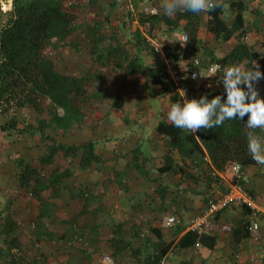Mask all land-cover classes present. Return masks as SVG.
Masks as SVG:
<instances>
[{
  "label": "rangeland",
  "instance_id": "1",
  "mask_svg": "<svg viewBox=\"0 0 264 264\" xmlns=\"http://www.w3.org/2000/svg\"><path fill=\"white\" fill-rule=\"evenodd\" d=\"M60 1L67 7L72 4L82 6L87 0ZM223 1L228 3V6L220 13L221 17L219 16L215 22L213 31L207 28V15L205 14L207 12L200 13V24L197 32L198 43L195 46L197 54L203 59V64H206L217 62L215 60L222 58L232 48H235L243 53L244 60L247 61L249 59L247 51L249 46L259 44L263 51L259 70L264 73V1L239 0L242 3L241 9L229 7V4L237 2L236 0ZM95 2L97 4L92 5L87 10L80 8L74 11L80 20L86 23L87 21L89 23L103 22L98 24V28L95 30L98 35L96 39L81 38L88 34L79 36L77 40L80 43V48L78 50L70 47L59 48L52 43H47L43 53L47 58L54 61L58 71L76 76L84 75L87 80L88 92L90 94L97 92L101 97V103L86 108L87 117L74 124L71 130L70 128H57L50 121L47 102L43 100V108L40 110L25 106L14 109L11 113L1 117V122L13 118L19 129L27 128L22 132H17L14 129L0 130V227L4 225L5 221L13 223L14 231L11 235L17 238L20 246L18 252L27 259L34 260L36 264H144L147 257L156 252L162 243V240L152 239L151 229L161 225L172 215L179 219L180 223L170 225L169 228L176 231L180 228H190L197 231L199 239L208 243L210 239L208 232L212 218L202 224H197L198 219L207 210L208 201L224 193L230 184L224 177H221L217 182L210 183L209 186H204L203 180L196 183L193 181L190 183L182 182L179 178H172L169 174H161L155 164L153 166L152 164L137 166L133 163L132 168L124 167L121 171L115 168L109 170L104 167V162L99 161L96 163L95 170L105 173L102 188L98 187L94 180L88 185L80 184L78 186L80 192L88 195L53 197L45 194L42 200H38L36 197H32L25 188L20 187L18 176L21 163L43 166V170H48L51 165H59V162L64 164V160L58 154L49 165H40L38 160L46 154L51 144H79V142L74 141L73 131L75 130L77 135L82 134L86 130L85 124L87 123L89 124L87 129H95L99 117L98 113L106 115L112 113L114 97L123 95L131 101L140 98L145 103L148 102V105L150 102L153 104L163 102V106H165L164 115H167L170 110L171 104L165 100L164 92L159 87L149 83L143 86L145 85L144 77H126L113 64L96 60V54L102 52L101 48L109 44L107 36L110 32L119 33L122 31L124 39H128V42L125 43L132 44V32L138 29L139 23H134L133 31L121 28L122 19L116 26L110 25L113 13L109 5L116 6L117 2L120 3L121 0H96ZM98 3L101 5L99 9H97ZM154 6L155 3L147 2L142 9L143 11H150ZM98 10L99 16H95ZM157 10L158 15L164 11V9L159 8ZM239 10L246 21V28L236 34L234 33L231 42H226L225 33L220 28L226 21L233 19L234 14ZM122 11L116 15L118 19L126 16L127 20L125 21L127 22L135 20L138 13L136 8ZM141 13L139 12V14ZM145 13L151 14L150 12ZM7 17V14L0 15V26L3 25ZM169 17L173 19L175 14ZM253 21L255 22L253 23ZM184 23V21H179L177 26L184 25ZM93 30L94 27L90 33ZM161 30L169 33L174 28L172 26L166 27L162 22L161 24L157 22L156 29L150 34L152 37L140 42L143 47L141 48H145V61L149 59L151 65L154 56H159L162 60V46L165 41L161 40L164 36V34L160 36ZM104 38L105 40H103ZM96 40L99 41L95 42ZM175 44L178 42H173L171 45ZM216 48L221 49L216 51ZM191 60L192 57L182 60L176 66L180 78L177 84L186 94L192 93L200 85V83L190 81L186 76ZM223 70L224 67L218 71L219 75H216L211 82V90L223 89V84L220 82ZM135 81L138 84H135ZM141 86L143 89H148L142 91V88L139 89ZM255 87L259 96L264 98V79L257 81ZM143 108L147 110L146 104L143 105ZM168 154L170 155V153ZM173 158L179 160V157ZM160 163L162 162L160 161ZM134 170L137 176L133 174ZM192 173L194 174L196 171L192 170ZM238 176L242 180L240 185L246 191L257 193L264 190V165L256 162L254 166L242 168ZM172 193L173 195H180L178 203L181 208H184L183 211L178 210L168 214L166 208L165 210H158L154 200H150L151 195H171ZM110 195L117 196L111 197ZM186 195L192 196L186 197ZM142 198L145 199L142 200ZM126 200L134 201L133 210L125 212L121 207ZM186 202L190 206L188 209H186ZM141 204L151 206L152 209L137 210ZM260 218L259 240H264V217L261 216ZM249 221V217H247L244 228L245 236L250 233ZM235 228V225L230 227V229ZM78 237L88 241L89 246L82 248L83 245L77 240ZM2 239L3 235L0 234V264H5L9 260V251L6 250ZM105 255L111 257V262H106Z\"/></svg>",
  "mask_w": 264,
  "mask_h": 264
},
{
  "label": "trees",
  "instance_id": "2",
  "mask_svg": "<svg viewBox=\"0 0 264 264\" xmlns=\"http://www.w3.org/2000/svg\"><path fill=\"white\" fill-rule=\"evenodd\" d=\"M96 0H87L82 6L72 4L64 6L60 0H14L13 9L0 26V130L14 129L17 132L25 131L19 129L17 122L12 118L1 122V117L11 113L14 109L31 106L40 110L43 108V101L47 102V110L50 121L57 128L68 129L74 124L81 122L86 115V108L94 107L101 103V97L96 92L90 94L86 87V77L82 74L73 75L60 72L56 69L53 60L47 58L43 49L47 43L56 47H70L78 50L80 43L78 37L88 34L86 40L96 39L98 24L103 22L89 23L81 21L75 9H88L97 4ZM242 3L232 2L230 6L241 9ZM100 7H97L99 9ZM223 3L220 6L207 12V28L213 31L215 22L222 12ZM98 10L95 16H99ZM138 23L143 31L150 35L156 29L157 22H163L167 26L175 27L179 21H184L183 29L188 40L174 46L164 45L162 52L164 57L176 68L177 64L189 59L196 53L198 43L197 32L200 24V14L188 11H177L175 17L161 14L152 15L141 13L138 15ZM92 27L94 30L91 32ZM123 27L132 30V23L125 22ZM244 27V18L239 10L233 18L229 27L222 25L220 30L225 33L226 41L232 35ZM135 41L144 42L140 29L132 32ZM114 31L111 38H114ZM108 37V36H107ZM103 38V37H100ZM105 40V38L103 39ZM101 40V41H103ZM109 40V37H108ZM96 40L95 42H98ZM125 44L110 42L101 48L102 52L96 54V60L102 63H111L118 69L125 70L124 76L145 78V85L158 86L162 92L168 95L169 103H182L183 100L176 92V87H171L173 81L170 79L166 64L159 56L152 58V66H145L137 54H130L124 47ZM249 59L244 60L243 53L232 48L225 56L217 59V63L225 68L230 65L243 63L251 67L255 62L258 68L262 61L263 51L261 45L253 44L248 48ZM94 52V50H92ZM126 61L125 65L124 62ZM177 68V73H178ZM135 84L136 83L135 81ZM141 86L139 89L142 91ZM207 94L209 98L215 95L225 96L222 90H211V83L204 82L188 93V99L199 98ZM43 100V101H42ZM123 97H114L113 106L120 109L123 106ZM247 116L242 120H226L221 126L212 129H200L196 133L186 132L177 128L171 123L160 122L156 131L168 138L170 150H175L181 156L182 165L176 163L170 155L164 156V163L158 168L160 173H171L179 175L182 181L199 180L204 181V186L217 182L221 177L226 178L231 184H242V180L232 171L233 165L237 164L242 168L256 165L248 151L247 134L249 129ZM264 140V130H254ZM81 148L85 151L86 160L93 159L92 143L86 141L81 147L65 144H51L46 154L39 158L40 165L51 164L53 158L61 153L63 156H73ZM21 170L18 176L20 187L25 188L32 197L42 200L45 194L59 197V191L63 186L65 174L60 172L58 166L43 170L30 163H21ZM192 170L196 173H192ZM62 185V186H61ZM248 195L258 204H264V190L260 192L246 191ZM248 214L249 209L244 206ZM218 213L214 215V219ZM8 221V219H7ZM12 222L8 221L0 227V234L3 235L2 242L9 251V260L5 264H36L34 260L27 259L20 254L17 238L12 234ZM199 238L197 231L188 230L178 240L177 246L181 249L192 246ZM170 244L159 248L156 252L147 257L144 264H161L162 257L168 251ZM1 250V249H0Z\"/></svg>",
  "mask_w": 264,
  "mask_h": 264
},
{
  "label": "crops",
  "instance_id": "3",
  "mask_svg": "<svg viewBox=\"0 0 264 264\" xmlns=\"http://www.w3.org/2000/svg\"><path fill=\"white\" fill-rule=\"evenodd\" d=\"M236 1L239 2V0ZM147 2L155 3L156 7L161 10L163 9L164 0H121L120 3L117 2L116 6L109 5L111 8V12L113 13L110 25L116 26V24L120 22L119 20L122 19L123 21L121 22L120 26L122 29H125L123 27V23L126 22L125 20H127V17L122 16L120 19H118L116 13L120 14V12H123L122 10L130 8H136L138 12L137 14H139V12H150L149 10L143 11L142 9ZM222 3L223 11V9L228 6V3H225L223 0ZM99 6L101 5L98 3V7ZM155 6L151 9H158ZM237 12L234 14V17ZM137 14L136 16L134 14L135 20L131 21L132 28H134L133 25L135 26L134 23L138 22ZM156 14L158 15V12ZM161 14L167 15L165 11H162ZM205 14L207 15V13ZM232 20L233 19L226 21L223 25L229 27ZM254 22L255 21H253V23ZM159 23L161 24V21ZM165 26L169 27L167 25ZM251 27L254 28L253 25H251ZM138 28L140 29L143 37H145L146 40L152 37L143 31L142 26L139 25ZM173 28L174 30L172 32L169 31V33L164 32V30L160 31V36L161 34H164L163 39L161 38V40L165 41L164 45L174 46L171 45L173 42H184V40L181 39V33L185 34L183 25H179ZM245 28L246 21L244 19V27L241 30L235 32V34L244 30ZM113 33L114 32H110L108 34L109 44L111 41H113V39L114 42L125 44L124 47L130 52V54H137L145 66H152L151 64H149V59L145 61V48L142 49L143 47L140 45V41L138 43L135 41L133 34V43L126 44L125 42H128V39H124L122 31H119V33L116 32L114 38H111V35H113ZM232 40L233 37H231L226 42H231ZM130 45H132V49L130 48ZM220 49L221 48H216V51H219ZM163 57L164 55L162 52V59ZM125 63L126 61L124 62V65ZM115 68L122 71L123 73L125 72L123 68ZM118 96L124 98L123 106L120 109H116L112 104L113 110L110 115L98 113L99 117L98 121L96 122L95 129H87L89 125L87 123L85 124L86 130H84L82 134L77 135L75 130L73 131L74 141L79 142V144H65L68 146L74 145L81 147L83 143L89 141L92 143V154L94 158L90 159V161L88 162L86 160L87 156L85 154V151L79 148L73 156L66 157L59 153L58 155L61 156V158L64 160V164L59 162V165L55 164L50 166V168L58 166L59 171L65 174L63 186L61 185L62 187L59 191L58 196L88 195L87 193L84 194V192H80L78 190V186L80 184L88 185V183L92 180L95 181L98 187L102 188L105 173L103 171L100 172L95 170L96 163L99 161L104 162V167L109 170L115 168L121 171L122 169H124V167L132 168L133 163L137 164V166H144L145 164H152L153 166L155 164L158 170V168L161 167L164 163V156L170 153V156L172 157H179V160H175V162L182 165L181 156H179L175 150H171V152L170 147L167 146L168 138L156 131V127L160 122L171 123V121L167 119V115H164L163 110H165V106H163V102H160V104H153L152 102H150L148 105V102L145 103L140 98L131 101L126 96ZM163 96H165V100H167V102L169 103L168 95L163 93ZM145 104L147 110L143 108V105ZM85 117L87 116L85 115ZM71 129L72 128L70 127V130ZM136 158L138 159L136 160ZM160 161L162 163H160ZM133 174L137 176L135 170L133 171ZM163 174H169V176H171L172 178L176 177L180 179L179 175H173L171 173ZM110 196L115 197L117 195ZM188 196L192 195H186V197ZM179 198L180 195H173V193L171 195L157 194L151 195L150 200H154L155 204L157 205L156 208L158 210H165L166 208L167 213L171 214V212L174 211L184 210V208H181V206H179ZM144 199L145 198H142V200ZM121 207L125 212L133 210L134 201L129 202L126 200V202L123 203ZM189 207V203L186 202V209H188ZM139 209L147 211L149 209H152V207L146 206V204H141L139 208H137V210ZM244 209V206L235 204L225 209L224 211L219 212L218 216L215 219H212V224L210 225L208 232L210 236L208 243L198 238V240L188 248H179L177 246V242L185 232L191 230L190 228H180L178 231H176L175 229L169 228L165 224V222L157 227L152 228L150 231L152 239L156 238V240H162L159 248H162L164 246L166 247L168 244H170L168 251L162 257L163 260L161 261V264H262L264 258V240H255L250 236V233L249 235L245 236L244 233L246 231L244 228L246 225V218L248 217V214ZM104 212L106 213L105 209ZM233 225H235L236 228L230 229V227H232ZM84 240L81 237H78V241L83 245L82 248H86L89 246L88 241Z\"/></svg>",
  "mask_w": 264,
  "mask_h": 264
},
{
  "label": "clouds",
  "instance_id": "4",
  "mask_svg": "<svg viewBox=\"0 0 264 264\" xmlns=\"http://www.w3.org/2000/svg\"><path fill=\"white\" fill-rule=\"evenodd\" d=\"M222 0H164L163 9L169 16L177 11H188L195 14L208 12L220 6ZM181 39L188 40L181 33ZM264 79L256 62L247 67L243 64L230 65L224 68L220 76L225 96L207 94L199 98L186 99L172 104L167 119L180 129L196 133L200 129H212L221 126L226 120H242L247 116V148L253 160L264 165V141L254 130H264V98L259 96L255 83Z\"/></svg>",
  "mask_w": 264,
  "mask_h": 264
},
{
  "label": "built area",
  "instance_id": "5",
  "mask_svg": "<svg viewBox=\"0 0 264 264\" xmlns=\"http://www.w3.org/2000/svg\"><path fill=\"white\" fill-rule=\"evenodd\" d=\"M13 2L14 0H0V15H6L10 13L13 9ZM151 14H156L157 9H151ZM166 64V69L169 74L170 79L173 81L174 84L171 85L172 88L174 86L176 87V92L179 94V96L182 98L184 102V96L183 93L185 92L182 88L178 86V82L180 80L179 78V72L177 73L176 68L174 65H172L165 57L162 59ZM222 64L217 62L212 63H206L203 64V59L199 57L197 52L195 55L192 56V60L190 61V66L187 69V77L190 81L195 83H204L209 82L211 83L216 75L218 74V71L222 68ZM185 98L188 99V94L185 92ZM186 132H191L187 131ZM194 133V132H191ZM232 171L238 175V173L241 171V167L237 164L233 165ZM239 204L241 206H245L249 209L248 217H249V223H250V236L255 239L259 240V231L261 228V216L264 217V204H258L252 199L250 195L247 194L246 190L240 185V184H229L228 188L224 193H221L220 195L211 198L208 201V208L204 212V214L198 219L197 224H202L207 222L209 218H214V215L216 213L222 212L225 209L235 205ZM180 221L175 216H169L165 224L167 226L170 225H177ZM78 240V239H77ZM106 262H111V257L109 255L104 256ZM262 264L264 262L262 261Z\"/></svg>",
  "mask_w": 264,
  "mask_h": 264
},
{
  "label": "water",
  "instance_id": "6",
  "mask_svg": "<svg viewBox=\"0 0 264 264\" xmlns=\"http://www.w3.org/2000/svg\"><path fill=\"white\" fill-rule=\"evenodd\" d=\"M133 27H134V25H133ZM133 29V28H132Z\"/></svg>",
  "mask_w": 264,
  "mask_h": 264
}]
</instances>
